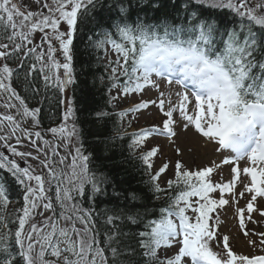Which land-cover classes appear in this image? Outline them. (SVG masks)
I'll return each instance as SVG.
<instances>
[{"label": "snow or ice", "instance_id": "snow-or-ice-1", "mask_svg": "<svg viewBox=\"0 0 264 264\" xmlns=\"http://www.w3.org/2000/svg\"><path fill=\"white\" fill-rule=\"evenodd\" d=\"M105 2L30 0L37 10H29L22 9L14 0H0V28L7 41L0 42V107L4 109L0 112L3 145L0 173L5 174L0 180V207H6L9 201L8 177L23 189L18 227L9 239L0 231V264H109L106 255L109 252L112 264L125 252L129 256L128 264H134L138 255L151 264H264V255L249 256L234 251L228 235L217 240L218 216L215 226L210 223L217 209L230 203L225 194L237 203L247 197L246 210H236L242 229L246 215L249 220L253 212L264 217V203H259L264 201V0H119L116 5L107 6L112 13L107 20L109 31L98 46L110 44L117 54L116 66L111 71L113 78H118V72L127 78L123 87L125 95L140 92L149 85L159 88L152 78L154 75L169 85L175 82L184 89L189 85L193 88L194 114L188 111L192 103L188 91L177 92L179 104L169 100L167 110L161 91L158 106L165 117L162 126L135 133L133 146L139 148L154 133L175 136L174 113L178 112L186 121L185 131L194 126L208 142H215L217 151L230 150L234 154L220 163L209 161V166L195 171L177 160L176 179L169 180L168 187L175 184L182 190L171 204L159 209L158 218L149 219L144 230L136 234L139 237L136 245L121 240L128 234L119 224L138 223L141 213L136 211V202L143 199L141 194L118 190L115 180L105 171L109 165L96 163L91 154H85L79 141L68 155L59 156L55 149L49 155L45 146L50 141L24 123L26 118H31L38 125L40 108H30L13 86L14 74L19 79V72L26 69V80L37 73L46 87L51 85L64 93L75 82L73 38L78 16L87 13L90 7H104ZM217 10H227L233 14L232 19L222 20ZM61 22L66 23V31L60 30ZM37 32L42 36L34 43ZM53 38L59 42L63 63L55 58ZM32 57L39 67L37 63L27 64V59ZM13 58L20 60L15 69L6 62ZM30 86L34 94L39 93L38 87ZM67 103L65 121L74 114L71 101ZM156 103L141 100L127 112H139ZM49 131L65 133L66 125ZM72 135H78L75 125L67 138ZM25 142L27 150L22 151L19 146ZM63 147L67 149L69 144ZM159 151V147H152L142 155L148 169H152L151 158ZM69 156L70 162L66 163ZM245 158L250 164L241 168L239 162ZM108 159L104 157L105 161ZM222 165H233L232 179L214 182L212 174ZM168 169L169 162L165 161L151 175L154 192L165 191L157 181ZM242 173L250 177L248 183L241 179ZM238 180L242 185L239 192L236 191ZM108 187L112 188L114 198L123 199L125 204L123 209H114L113 215L105 217L111 230L105 240L107 247H102L93 211L83 207L82 201L94 202L98 195H109ZM217 191L219 198L214 199L211 194ZM140 207L144 208V215L149 213L146 205ZM37 216L42 219L37 221ZM3 219L0 216V221ZM243 234L256 235L251 230ZM258 235L260 245L264 246V232ZM211 242H216L220 251H214ZM249 244L255 246L257 241L250 240ZM173 247L176 251L169 255Z\"/></svg>", "mask_w": 264, "mask_h": 264}, {"label": "trees", "instance_id": "trees-1", "mask_svg": "<svg viewBox=\"0 0 264 264\" xmlns=\"http://www.w3.org/2000/svg\"><path fill=\"white\" fill-rule=\"evenodd\" d=\"M118 3L119 0H106L104 7L98 6L96 9L90 7L87 13L78 16L77 30L73 38L75 82L70 87V101L85 154H91L96 163L109 165L105 171L115 180L118 190L134 191L143 197L141 201L136 202V211L141 213L138 223L132 225L121 221L119 224L121 230L128 234L121 237V240L136 245L139 240L136 234L144 230L149 219L158 218L159 209L171 204L182 187L174 184L164 192H154L151 174L147 172L141 157H135L138 153H134L132 136L125 134L126 126L123 118L116 113L117 110L112 105L109 88L113 76L106 70L102 48L98 46V42L103 40L104 33L109 31L107 20L112 13L108 11L107 6ZM216 14L225 21L232 19L233 16L226 10H217ZM38 75L34 73V78ZM21 82L25 83V87L20 85V94L31 106H40L42 126L48 128L58 124L64 113L63 103H60L62 94L58 88L51 85L46 87L45 83L41 84L44 82L42 79L37 80L33 77H27V80L24 78ZM30 84L40 89L38 94L33 93ZM99 112H104L106 115L98 117ZM106 156L109 157L107 161L104 160ZM4 177L5 174L0 173V180ZM112 192V188L108 187L109 195H98L94 202L87 199L82 201L83 207H90L93 211L94 226L99 233L98 238L102 247H107L105 240L111 230V226L105 223V217L113 215L114 209H123L125 204L123 199L114 198ZM6 194L9 201L6 207H0V216L4 218L0 221V231L5 232L6 239H9L18 227L17 216L22 214L19 210L23 207V189L8 177ZM141 204L146 205L150 210L147 215H144ZM137 251L141 250L137 249ZM106 255L109 256V264H112L110 252ZM128 259V253L125 252L118 257L116 264H128ZM134 264H151V262L138 255L134 258Z\"/></svg>", "mask_w": 264, "mask_h": 264}, {"label": "rangeland", "instance_id": "rangeland-1", "mask_svg": "<svg viewBox=\"0 0 264 264\" xmlns=\"http://www.w3.org/2000/svg\"><path fill=\"white\" fill-rule=\"evenodd\" d=\"M14 2L18 3V5L28 8L29 10H37V6L35 4H30V0H14ZM49 3H51V0H49ZM60 30L66 31L67 25L64 22H61L60 24ZM42 34L37 32L34 34V43H38L40 41ZM45 51L47 50V45L44 46ZM53 47L57 49V52L55 53V58L61 62L60 54L61 51L59 49V42L56 41L53 38ZM110 52V48L107 49ZM38 62V61H37ZM62 63V62H61ZM39 65V62H38ZM59 73L62 76L63 69L59 70ZM164 92V99H165V110H167L169 106V100L172 104L178 105L179 99L176 95V92L174 90H170L165 87H161V89H157L154 87H149V89H146L144 91V94L140 97H126L120 94L118 90L115 91L113 94L115 98L117 99V103H123L121 105L124 106V108H130L131 105L129 103L141 101V100H148L151 98H154L157 103L150 107L147 112L140 113L137 117H135L134 122H137V128L140 129L143 126H149L151 124L162 126V121L165 119L163 112L160 111L158 106V101L160 99V92ZM66 96H68V93H65ZM68 101V97H66V102ZM194 105V104H193ZM189 113L190 110L192 111V114H194V106H189ZM4 111L2 107H0V112ZM174 119L177 121V123L173 126L174 131L176 132L175 138L171 140H162V139H152L146 143L147 146H158L160 151L158 155L154 158V165L153 170L158 169L161 164L165 161L169 162V169L161 175V177L158 180V183L161 187H165L168 185V181L173 179L175 175V169L174 164L177 160H180L186 168L190 170H197L199 168H203L205 166H209V161H214L216 163H220L225 157H229L231 154L229 150H222L217 151V145L215 142H208L207 138L203 137L202 134H199L197 131L193 129L192 126L188 128L187 131L183 129V124L186 123V121L183 120L182 117L179 116V113H174ZM25 123V122H24ZM26 123L30 126V130L35 132L38 131L35 129L34 121L31 120V118L26 119ZM32 124V125H31ZM74 125L73 116H70V119L67 121V130L65 133H60L59 131L55 133L56 139L62 143L61 150L58 152L59 156H65L68 155L70 152H74V147L77 146L76 137L75 135H72L70 138L68 137V132L72 129ZM60 127H58L59 129ZM76 130V126H75ZM54 136L51 138L47 137L46 139L50 141L47 147L49 155H51L53 148V141ZM35 139V137H33ZM38 143H41L38 141ZM65 143L69 144V148L65 149L63 145ZM61 145V144H60ZM43 146V145H42ZM60 148V147H59ZM180 149L179 152L176 151V149ZM20 150H27V142H25L24 145L19 146ZM0 150H3V145L0 144ZM58 159V157H57ZM34 165L36 164L35 161H30ZM70 162V156L69 160L66 161ZM240 167L243 168L245 166H248L250 162L241 160ZM233 165H222L221 169L217 172H213L212 179L214 182H227L232 179L233 174L231 173V168ZM241 179L244 181V183H248L250 181V177H248L246 174H241ZM242 190V185L240 181H237L236 185V191L239 192ZM220 193L217 191L215 193H212V197L214 199L219 198ZM226 199H230V203L228 205H225L222 208H218L216 213L213 214V219L211 220V224L214 226L216 225V219L215 217H219V226H218V236L217 240H221L223 235H228L230 238V247L237 253H242L245 255H258L262 254L264 252V246L260 245L259 243V233L264 232V217H261L258 213L253 212L251 214V220L248 219L247 215L245 217V228H241L239 225V217L237 215V208H245L246 210V204H247V197L246 198H240L237 202H232L230 196L228 194H225ZM259 203H264V201H259ZM45 215H50V213H45ZM42 219L41 217L37 216L36 220ZM246 230H251V232L256 233V235H249L245 236L243 233ZM250 240H256L257 244L255 246L249 244ZM210 246L213 248L214 251H220V247H218L216 242H211ZM222 246V245H221ZM169 254V253H168ZM50 258V257H47Z\"/></svg>", "mask_w": 264, "mask_h": 264}, {"label": "bare ground", "instance_id": "bare-ground-1", "mask_svg": "<svg viewBox=\"0 0 264 264\" xmlns=\"http://www.w3.org/2000/svg\"><path fill=\"white\" fill-rule=\"evenodd\" d=\"M230 151V150H229ZM37 221H39V220H37Z\"/></svg>", "mask_w": 264, "mask_h": 264}, {"label": "water", "instance_id": "water-1", "mask_svg": "<svg viewBox=\"0 0 264 264\" xmlns=\"http://www.w3.org/2000/svg\"><path fill=\"white\" fill-rule=\"evenodd\" d=\"M68 87V86H67Z\"/></svg>", "mask_w": 264, "mask_h": 264}]
</instances>
